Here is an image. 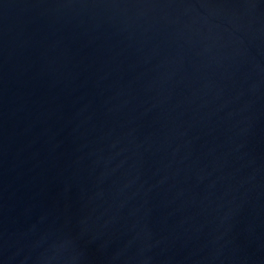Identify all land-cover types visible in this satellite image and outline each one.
I'll return each mask as SVG.
<instances>
[{
  "label": "water",
  "instance_id": "1",
  "mask_svg": "<svg viewBox=\"0 0 264 264\" xmlns=\"http://www.w3.org/2000/svg\"><path fill=\"white\" fill-rule=\"evenodd\" d=\"M0 264H264V0H0Z\"/></svg>",
  "mask_w": 264,
  "mask_h": 264
}]
</instances>
